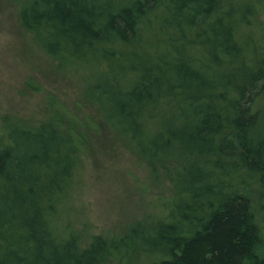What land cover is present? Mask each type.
Here are the masks:
<instances>
[{"label": "trees", "instance_id": "1", "mask_svg": "<svg viewBox=\"0 0 264 264\" xmlns=\"http://www.w3.org/2000/svg\"><path fill=\"white\" fill-rule=\"evenodd\" d=\"M263 2H27L21 19L41 48L107 75L114 110H102L117 135H169L165 148L197 150L206 167L171 174L173 192L151 235L132 229L85 241L55 221L86 134L56 120L14 123L0 131V264H104L136 246L151 257L146 264H264V138L253 136ZM171 109L176 117L162 118Z\"/></svg>", "mask_w": 264, "mask_h": 264}, {"label": "rangeland", "instance_id": "2", "mask_svg": "<svg viewBox=\"0 0 264 264\" xmlns=\"http://www.w3.org/2000/svg\"><path fill=\"white\" fill-rule=\"evenodd\" d=\"M29 1L0 0V131L17 122L35 125L56 120L86 134V148L75 155L80 158L79 168L64 196L60 220L55 221L62 234L64 225L85 241L94 234L120 238L132 229L139 235L143 230L151 235L163 200L173 192L171 174L183 168L187 178L186 170L192 165L204 169V156L184 146L165 148L169 135L148 138L133 129L117 135L102 110L108 104L109 116L114 110L113 93L105 96L107 89L112 92L109 78L101 70L62 63L41 48L21 19ZM257 12L256 17L264 21V2ZM258 91L253 107L260 122L253 136L264 138V81ZM175 115L171 109L162 118L170 121ZM154 139L156 149L150 151ZM150 260L136 246L104 264H146Z\"/></svg>", "mask_w": 264, "mask_h": 264}]
</instances>
